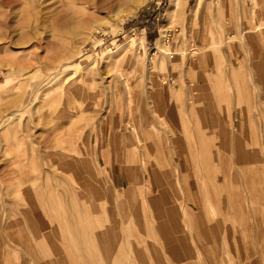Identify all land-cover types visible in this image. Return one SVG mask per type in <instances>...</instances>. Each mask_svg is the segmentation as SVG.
Wrapping results in <instances>:
<instances>
[{
  "label": "rangeland",
  "instance_id": "rangeland-1",
  "mask_svg": "<svg viewBox=\"0 0 264 264\" xmlns=\"http://www.w3.org/2000/svg\"><path fill=\"white\" fill-rule=\"evenodd\" d=\"M103 1L0 0V264H264V0Z\"/></svg>",
  "mask_w": 264,
  "mask_h": 264
},
{
  "label": "crops",
  "instance_id": "crops-1",
  "mask_svg": "<svg viewBox=\"0 0 264 264\" xmlns=\"http://www.w3.org/2000/svg\"><path fill=\"white\" fill-rule=\"evenodd\" d=\"M189 0H186V3H188ZM197 3L198 0H196L195 2V6H194V10H196L197 7ZM156 9V8H154ZM193 10V11H194ZM154 16V19L151 20V15H141L140 18H137L134 22L133 25L138 27L139 26V32L141 33V31H143V39H144V44L145 45H150V43L148 42V36L151 37V35H158V37H160V31L157 28L160 24L161 21H164L161 26L165 27L167 19H163L162 18H157V12H155V10L152 12V15ZM194 20V19H192ZM183 27L189 29V25L187 23L186 17L184 18V20H180V25H178L175 30L173 32H176L178 30H181ZM164 32L166 34L167 40L170 37L171 34H169L168 32H171V29L164 28ZM157 39V38H156ZM155 39V40H156ZM155 40L153 43H155ZM178 66H177V65ZM206 66H207V62H203V61H198L196 60V62L194 64H192V67L186 66L183 67L181 65L180 62H175V63H171V64H166L165 65V69L164 72L162 73V75L166 76V80L165 82H170L172 84H177V85H184V86H196L199 85L201 83V80L204 78V75L206 74ZM161 77V78H160ZM159 79H163V76H160ZM208 113H210V111H208ZM211 114V113H210ZM211 116V115H210ZM209 141H211V139H209ZM208 141V142H209ZM103 155V153H101ZM102 158V157H101ZM209 159V157H207Z\"/></svg>",
  "mask_w": 264,
  "mask_h": 264
},
{
  "label": "bare ground",
  "instance_id": "bare-ground-1",
  "mask_svg": "<svg viewBox=\"0 0 264 264\" xmlns=\"http://www.w3.org/2000/svg\"><path fill=\"white\" fill-rule=\"evenodd\" d=\"M121 1H124V0H121ZM112 2H114L115 4H116V1L115 0H104L103 1V3L104 4H107V3H109L110 4V7H108V8H105V10H108V11H110L112 8H113V6H112ZM174 4V3H173ZM103 7V6H102ZM174 10H176V7L173 9V10H170L171 12H173ZM127 15H128V13H127ZM127 15H125L127 18H125L124 19V21L125 22H127V21H129V15L127 16ZM158 41L156 42V44H155V46L157 47L158 46ZM167 54H169V52H167ZM171 55H174L172 52H171ZM212 81V80H211ZM263 86V85H262ZM246 91V90H245ZM245 93V92H244ZM245 100V99H244ZM248 100V99H247ZM217 103V102H216ZM231 105H229V107L228 108H230L229 110V113L230 112H232V107H230ZM197 114V113H196ZM245 115V114H244ZM246 118V117H245ZM247 120V119H246ZM222 126V125H221ZM219 131V130H218ZM221 132V131H220ZM150 133V132H149ZM196 137V136H195ZM248 138V137H247ZM148 139V138H147ZM146 139V140H147ZM144 145V144H143ZM177 145V144H176ZM178 146H179V144H178ZM178 148V147H177ZM156 152V151H155ZM102 153V152H101ZM180 154H182V153H180ZM144 157V156H143ZM182 157V156H181ZM198 157V156H197ZM223 157V156H222ZM225 158V157H224ZM56 161H58V165H57V167H58V169L62 172V173H64V174H66V173H68L69 172V170H72V166H73V164H72V161H70V159H56ZM199 161V160H198ZM162 161H160L159 159H157V163H161ZM180 169H181V167L183 168L184 167V163H185V160L184 159H181L180 160ZM184 162V163H183ZM205 162V161H204ZM208 162V161H207ZM141 163V162H140ZM150 163V162H149ZM241 163V162H240ZM243 163V162H242ZM147 165V164H146ZM239 165V164H238ZM263 165V164H262ZM74 167V166H73ZM203 168V167H202ZM182 170V169H181ZM226 171V170H225ZM125 172V171H124ZM127 172V171H126ZM221 172V171H220ZM69 174H71L70 172L68 173V175ZM79 174V173H78ZM129 174V173H128ZM75 175V174H74ZM125 175V174H124ZM78 176V175H77ZM125 177H126V175H125ZM227 177H228V174H227ZM134 180H135V178H133ZM206 180V179H205ZM137 181V180H136ZM127 182V181H126ZM161 182V181H160ZM222 184V183H221ZM245 184V183H244ZM226 185H227V182H226ZM222 186V185H221ZM228 186V185H227ZM226 186V187H227ZM137 187V186H136ZM159 187V186H158ZM183 188V187H182ZM228 188V187H227ZM262 188V187H261ZM222 190V189H221ZM204 191V190H203ZM224 191V190H223ZM234 193V192H233ZM235 194V193H234ZM25 195H28V193H24L23 194V196H25ZM235 198V197H234ZM236 200V199H235ZM172 203V202H171ZM232 207V206H231ZM168 212V211H167ZM199 215V214H198ZM154 219V218H153ZM167 220V219H166ZM134 221V220H133ZM163 224V223H162ZM166 226V225H165ZM234 229V228H233ZM232 231V230H231ZM201 235V234H200ZM264 261V260H263Z\"/></svg>",
  "mask_w": 264,
  "mask_h": 264
},
{
  "label": "trees",
  "instance_id": "trees-1",
  "mask_svg": "<svg viewBox=\"0 0 264 264\" xmlns=\"http://www.w3.org/2000/svg\"><path fill=\"white\" fill-rule=\"evenodd\" d=\"M140 18V17H139Z\"/></svg>",
  "mask_w": 264,
  "mask_h": 264
}]
</instances>
